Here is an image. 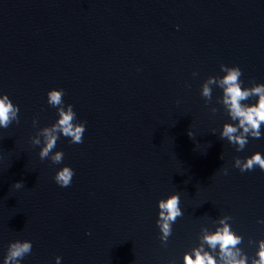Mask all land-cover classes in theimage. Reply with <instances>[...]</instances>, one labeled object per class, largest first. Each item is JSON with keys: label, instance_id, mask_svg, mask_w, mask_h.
<instances>
[{"label": "water", "instance_id": "water-1", "mask_svg": "<svg viewBox=\"0 0 264 264\" xmlns=\"http://www.w3.org/2000/svg\"><path fill=\"white\" fill-rule=\"evenodd\" d=\"M221 64L264 83V0H0V95L20 107L0 128V264L17 239L33 244L21 264H183L224 215L255 257L264 171L234 163L264 154V126L240 152L221 139L222 89L201 96ZM61 88L86 131L81 144L61 134L53 164L31 139L58 120L47 93ZM175 193L184 214L164 246L158 202Z\"/></svg>", "mask_w": 264, "mask_h": 264}, {"label": "clouds", "instance_id": "clouds-1", "mask_svg": "<svg viewBox=\"0 0 264 264\" xmlns=\"http://www.w3.org/2000/svg\"><path fill=\"white\" fill-rule=\"evenodd\" d=\"M179 27V26H178ZM223 76H209L202 84L201 96L206 104L213 100V87L222 89V97H218L216 102L221 104L225 112L230 117L231 123H224L220 133L221 139L236 146L238 152L243 151L249 142V137L254 139L262 138V126H264V83H253L251 87H243L241 76L243 72L239 66H227L221 64ZM197 75V73H193ZM64 89H51L47 93L48 104L58 109V120L51 126L38 130L37 135L31 139L33 145L43 147L39 153L40 159H50L53 164L63 162L64 153L56 151L53 154L57 142L62 134L70 138L73 144L83 143L84 133L86 131V122H77V113L73 105L68 104L65 107ZM258 97L255 103L249 104L246 101ZM219 109L212 107L210 111L215 114ZM20 107L14 104L7 94L0 95V128H8L13 122L19 124ZM38 124V119L33 120V125ZM189 136L193 134L189 132ZM43 138V139H41ZM234 167L242 173L253 171L259 167L264 171V154L256 152L246 159L235 158ZM223 173L228 174V169L224 168ZM75 175L74 169L70 166H64L58 170L54 180L63 188L69 187ZM13 187L16 189L24 187L22 181L16 182ZM181 197L179 193L171 194L166 199L158 202L159 214L156 221L160 229V240L164 246L173 232V224L178 218L183 216L180 206ZM233 218L230 215H224L215 222L217 225L215 231L208 227L201 229L202 236L199 237V246L186 252L183 256V264H264V239L258 242V251L255 257H249L239 247L243 242V237L232 230L229 223ZM264 224V220L258 221ZM91 235V233H88ZM254 243V241H249ZM33 244L29 240H15L10 242L7 254L4 257L3 264H21L22 260L31 254ZM61 257H56V264H60ZM169 264H175L170 260Z\"/></svg>", "mask_w": 264, "mask_h": 264}]
</instances>
